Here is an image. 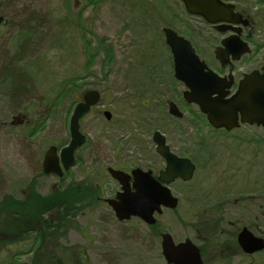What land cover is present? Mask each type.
Segmentation results:
<instances>
[{
    "label": "rangeland",
    "instance_id": "rangeland-1",
    "mask_svg": "<svg viewBox=\"0 0 264 264\" xmlns=\"http://www.w3.org/2000/svg\"><path fill=\"white\" fill-rule=\"evenodd\" d=\"M20 1L19 5L35 11L40 28L33 47L20 61L12 29L0 25V231L2 237L13 238L5 247L0 244V264H32L33 257L27 247H15L19 230L29 226L22 216L12 217V209L6 210L5 196L15 202L21 199L31 178L38 192L33 189L29 195L48 197L53 186L80 181L89 168L101 173L116 164L158 165L151 140L154 132L165 136L175 153L197 164L192 180L170 186L178 207L162 209L155 216L157 225L150 228L137 218L120 223L107 207L93 203L77 218L82 230L66 233L67 242L60 241L59 247L71 243L86 248L87 264H164L160 234L169 233L175 242L191 239L199 244L194 225L214 207L221 209L224 231L241 225L253 232L258 225L263 229L264 129L243 128L238 139L213 133L195 107L180 103L184 87L173 78L161 29L170 24L169 28L192 40L197 53L216 69L217 45L193 40L197 18L188 16L176 0ZM245 1L248 8L256 9L260 0ZM7 59L24 84V94L18 98L9 94L3 72ZM71 83L81 90L77 102L89 90L99 91L101 102L81 119L87 143L76 153L78 160L69 171L72 176L59 181L41 177L39 166L50 145L61 148L69 142V119L76 105L75 93L68 92ZM65 86L66 96L53 106ZM168 102L178 105L190 123L196 121L193 131L169 115ZM105 111L112 114L110 121L103 117ZM20 118L28 124H19ZM202 141L207 151L200 149ZM112 187L104 178L97 189L108 197ZM60 251L65 250L52 253L65 260L66 252ZM256 262L260 264L254 257H236L232 264Z\"/></svg>",
    "mask_w": 264,
    "mask_h": 264
},
{
    "label": "water",
    "instance_id": "water-1",
    "mask_svg": "<svg viewBox=\"0 0 264 264\" xmlns=\"http://www.w3.org/2000/svg\"><path fill=\"white\" fill-rule=\"evenodd\" d=\"M179 1L184 4L188 14L201 17L210 24H237L244 21L239 14L233 12L234 6L224 4L220 0ZM2 22L3 18L0 17V23ZM162 32L172 56L174 78L185 87L184 101L196 105L212 128L232 130L237 126L238 113L242 117V123L256 124L264 128V74L253 73L246 76L235 95L226 98L231 83H226L225 79L219 78L209 70L206 64L200 61L189 41L170 28H163ZM228 46L229 39H226L215 51L216 58L222 65L229 62L230 53L233 61L249 53L246 44L241 47L234 45L233 51L228 50ZM100 97V92L97 90H89L82 95L81 101L75 105L69 119L68 145L61 149L59 156L54 146L49 147L44 154L42 171L45 175L61 177L63 172L74 166L75 153L86 141L85 135L81 132L80 121L99 104ZM168 111L171 116L182 118V113L172 102ZM103 116L107 121L112 117L110 112H104ZM152 141L156 146L157 154L166 162L165 170L159 178L164 186L153 180L150 173L137 169L132 172L134 177L132 192L124 174L108 169L112 178L122 186L123 192L118 194L115 200L107 202L119 221L137 217L147 225L153 226L155 213L161 214L162 208H177L178 200L167 186L176 179L188 182L193 177L195 165L190 159L178 158L172 154L164 136L156 132ZM237 244L243 253L248 255L264 248V241L254 236L247 228H243L238 234ZM161 249L166 264H202L199 250L190 239L175 244L169 234L163 233Z\"/></svg>",
    "mask_w": 264,
    "mask_h": 264
},
{
    "label": "flooded vegetation",
    "instance_id": "flooded-vegetation-1",
    "mask_svg": "<svg viewBox=\"0 0 264 264\" xmlns=\"http://www.w3.org/2000/svg\"><path fill=\"white\" fill-rule=\"evenodd\" d=\"M223 3L225 4H230L234 6V13L235 14H240L242 19L244 21H241L237 24H230V23H220V24H210L205 22L204 20L197 18L199 21L196 22L195 28L193 29V40H196L199 44H203V45H207V44H216V48L213 51V56L215 59V63H217L218 68L214 69L213 67L210 66V64L207 63V61L205 60L204 57H202L199 54V57L201 60H203L207 67L212 70L219 78L221 79H225L226 83H231L230 88L227 90L228 91V96L226 98H231L232 96L235 95V93L238 90V87L240 85V83L242 81H244V79L246 78V76L250 75V74H258V75H262L264 74L263 68H264V40L262 39V30H264V0H260L258 2H256V9H250L247 7L246 5V1L245 0H239V2L242 4V2L244 3V7H241V4H239L237 2V0H221ZM258 5H260V7H258ZM259 8V9H258ZM256 10L255 12V17L257 19V21H255L254 16H253V10ZM258 9V10H257ZM0 17H2L5 22H3L1 24V26L6 25V19L0 15ZM223 29V30H221ZM192 39V38H191ZM226 39H229V46H228V50L233 51V46L237 45L238 47L243 46V44L248 45L249 49H250V53L247 55L242 56L238 61H229L226 65H222L216 58H215V50L220 47L222 45V42ZM190 42L192 40H189ZM193 42V41H192ZM191 42V43H192ZM193 45V43H192ZM195 48V47H194ZM168 50V49H167ZM196 50V48H195ZM169 51V50H168ZM197 52V50H196ZM170 53V52H169ZM170 55V54H169ZM232 56V54L230 53V57ZM247 62L248 64H246V66L241 65V63ZM169 67L172 68V73L174 75L173 72V60H172V56L170 55L169 57ZM243 67V68H242ZM182 85V84H181ZM181 99V105H185L187 107L193 106L195 107V109L199 112V108L194 105V104H187L184 99H183V92L181 93L180 96ZM171 102H168V106ZM180 105V107H181ZM167 106V108H168ZM178 107V105H177ZM180 110V109H179ZM182 112V111H181ZM200 113V112H199ZM201 114V113H200ZM201 116H203L204 121L206 122V126L209 128V130H211L213 133H217V134H222L224 136H232L234 139H238V132L243 129V128H249V129H253L255 131L260 130V129H264L262 126H258L256 124H248V123H242L241 122V115L238 113L237 114V120H236V127L233 128L230 131H227L225 129H220V130H215L212 127L209 126V124L206 121V117L204 115L201 114ZM175 119V118H174ZM15 120H18V117H16ZM178 121H183L186 124V127L188 129H190L191 131H193V128L197 126L196 121H194L195 123H193V121H191V123L187 120V116L186 114L183 113V117L180 119H176ZM19 124H23L26 123L28 124V121L26 120V122H24V118H20L19 119ZM179 129V128H178ZM180 130V129H179ZM155 133V132H154ZM153 133V134H154ZM160 133V132H159ZM153 137V135H152ZM165 137V136H164ZM152 140V139H151ZM166 145L167 144V140L165 139ZM67 145V144H66ZM65 145V146H66ZM54 146L57 149V155L60 154L61 149L64 147L60 146H55V145H50L49 147ZM169 147V146H168ZM169 150L171 153H173L176 157L178 158H189L186 156H182L179 155L177 153H175L171 147H169ZM156 151V148H155ZM46 153V151H45ZM44 153V154H45ZM157 153V152H156ZM158 155V154H157ZM44 158V156H43ZM76 159V156H75ZM78 159V158H77ZM76 159V161H77ZM190 159V158H189ZM158 165H147L145 168L136 166L134 163H127V164H116V166L114 167H107L103 172L101 173H97L96 171L91 170L90 168L85 172L83 171V177L81 179H79L80 181H76V180H70L66 185H55L51 188V193H54L56 190H61V187H63V189H65L66 187L69 186V183L76 182L77 184L79 183V185H81V183H83L84 187L81 188V190L83 189H87L86 192H89L88 187L93 186V188L95 189V191L93 192L94 194V198L89 199L91 202H89V205L87 203V200H85V204H87L88 206H90L91 204H96V206H105L107 207L110 212L114 215V217L116 218L115 214L113 213V211L111 210V208L108 206L107 202L110 200H115L117 198L118 194H121L122 191V186L118 183L117 180L113 179L112 176L108 173V169H113L115 171L121 172L122 174H124L126 176V180L127 183L129 184L130 190L133 192V183H134V177L132 175V172L134 170H141L145 173H150V176L153 178V180H155L156 182H158L160 184V186H164V183L159 181L160 175L162 172H164L165 167H166V162L165 160L160 157L158 155ZM191 160V159H190ZM192 163H194L191 160ZM42 163L43 160L41 161V165L39 166L40 169V175L41 177H49V176H54L57 177L59 179V181H61L62 179L65 178V176H72L69 171L63 172V175L61 177L56 176V175H45L42 171ZM196 163V162H195ZM195 167H197V164H195ZM87 172H91L92 174L90 176H87ZM95 175V176H94ZM87 178H90L91 180H89L87 182ZM104 178H106V180H108V182H111L113 184L112 187V192L108 195V197L104 196V190L102 189H97V187H100V185H102V183L104 182ZM34 178L30 179L29 185L28 187H26V190H22V196L21 199H18V201L20 203L26 202V201H30V197H29V192L33 189H36L33 185H35L33 183ZM176 183H181L184 184L185 182H182L180 179H176L174 182L170 183L168 185L169 188H171L170 186ZM171 190V189H170ZM37 191V189H36ZM25 192V194H23ZM38 192V191H37ZM173 194V193H172ZM25 196V197H24ZM16 201V202H18ZM3 202V201H2ZM91 203V204H90ZM86 209V208H85ZM1 211V209H0ZM82 213V212H81ZM162 214V212H161ZM161 214H154L155 216H159ZM80 216V214L77 215V218ZM19 217L21 218V215H19ZM263 217V215H262ZM135 219V218H130L127 221L124 222H120V223H128L130 220ZM118 221V220H117ZM119 222V221H118ZM232 223H230L231 225ZM29 227H27V230H23L20 229L19 230V234H17V238L15 240L16 244L15 247H21V246H25L27 247L28 251L30 252V255H33L32 257V262L33 260L35 261V264L37 263V260L40 259V257H42L40 255L39 252L41 251H48L49 253L55 252L56 250L62 249L65 251H60L58 253H65V260L58 258L56 256V263L52 262V263H47V264H87L86 261V255H87V249L84 247L76 246L75 244L73 245H65L63 244L62 247L58 246V243H60V241H64L67 242V238H66V233L75 230L72 228H69L67 231H63V230H58L57 232V237L52 238V240H49L50 242V246H48L47 242H45L46 246H42V250H40V244H39V236H40V232H38V230L36 229L35 224L31 223L30 225L27 224ZM147 225V224H146ZM157 225V221H156V217H155V224L153 226L147 225L148 227H155ZM234 226H237V224H233ZM21 226V225H20ZM263 227V226H262ZM243 228H247L254 236H256L257 238H260L264 241V227L263 229L261 228L260 225L255 227V231L253 232L250 228H248V226L246 225H241L240 228H236L233 229L232 231H221L219 234L222 236H231L233 234H235V238H237L238 234L241 232V230ZM238 229V230H237ZM231 230V229H230ZM26 231H30L31 235L27 236L26 234H23ZM1 232V231H0ZM28 233V232H26ZM2 232L0 233V244L1 245H6V236L2 237ZM24 235H26L24 237ZM58 239L57 242H53L54 240ZM186 240V239H185ZM184 240V241H185ZM191 240V239H190ZM182 241V242H184ZM192 241V240H191ZM14 242V243H15ZM193 244L198 248L199 250V254H200V259L202 264H232V261L234 258L236 257H243V258H257L258 260H260V264L264 263V248L258 252H255L254 254L251 255H247L245 253H243L241 250V254L240 255H234L231 259L228 253V250H221V249H217L214 247H201V242L199 241V244L196 243V241H192ZM177 243H181V242H177ZM66 248V249H64ZM56 249V250H55ZM240 249V248H239ZM69 251V252H68ZM164 264H166V260L164 259ZM228 260H231L230 262ZM209 262V263H208ZM255 264H258L257 262Z\"/></svg>",
    "mask_w": 264,
    "mask_h": 264
},
{
    "label": "trees",
    "instance_id": "trees-1",
    "mask_svg": "<svg viewBox=\"0 0 264 264\" xmlns=\"http://www.w3.org/2000/svg\"><path fill=\"white\" fill-rule=\"evenodd\" d=\"M19 3H21L20 0H0V15L6 19L5 26L12 29V40L16 45L15 53L16 55H20L18 60L24 61L21 59H24V55L28 54L27 50L33 47L32 41L37 37V31L40 28V20L37 18L35 11L28 5H19ZM167 26L170 27V24H167ZM59 38L60 36L58 39ZM106 56L110 55L106 52ZM16 62H14V64H16ZM3 72L7 75L6 80L10 86L9 94L16 98L23 95L24 84L19 81V73L12 68L10 59H7V64ZM72 84L73 83H71L72 89L68 92L72 91L75 93L73 104H76L81 95V90L80 87ZM66 89L67 86H65L63 90L62 88L60 89L53 102V106L60 102L59 100L62 96H66ZM199 146L200 149L207 151L206 143L204 144L203 141ZM91 174L92 173L89 172L87 176ZM86 180L88 182L91 179L87 178ZM83 187V183L79 185V183L77 184L72 181L65 189L61 187V190H56L48 197H40L32 193L29 195L32 203L30 201L23 203L15 202L10 198L11 196L7 195L5 196L7 200L4 207L7 211L9 208L13 210L12 217L13 215L16 216V214L21 215L23 217V224H35L36 229L40 232L39 244L40 250H42V246H46L45 242L50 246L49 240L57 237L56 234L58 230L67 231L69 228L82 230L77 221V215L81 214V212L88 207L89 202H91L89 199L93 200V192L95 191L93 186L88 187L89 192H86V188L81 190ZM85 200H87L88 205L85 204ZM15 208H17L16 211ZM201 215L200 219H198L194 225L196 232L199 234L198 239L201 242V247L208 246L209 248L214 247L225 251L228 250L230 259L234 255H240L241 251L236 244L235 234L231 236H222L219 234L221 231H224V228H222L223 219L221 216V209L219 207H214L210 210H205ZM13 220H15V218ZM209 222H211V224ZM12 239L13 238L7 237V244H9ZM39 253L42 257L37 260L36 264L56 263V255L54 253H49L48 251H41ZM228 261L230 262L231 260ZM32 264H35L34 260Z\"/></svg>",
    "mask_w": 264,
    "mask_h": 264
}]
</instances>
